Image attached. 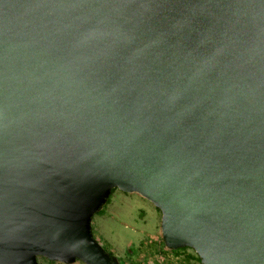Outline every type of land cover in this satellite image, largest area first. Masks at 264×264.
I'll return each instance as SVG.
<instances>
[{"label": "water", "instance_id": "1", "mask_svg": "<svg viewBox=\"0 0 264 264\" xmlns=\"http://www.w3.org/2000/svg\"><path fill=\"white\" fill-rule=\"evenodd\" d=\"M115 189L170 250L264 264V0H0V264H124Z\"/></svg>", "mask_w": 264, "mask_h": 264}, {"label": "rangeland", "instance_id": "2", "mask_svg": "<svg viewBox=\"0 0 264 264\" xmlns=\"http://www.w3.org/2000/svg\"><path fill=\"white\" fill-rule=\"evenodd\" d=\"M96 237L124 264H201L192 248L170 250L161 232V211L138 193L115 189L104 208L95 215ZM40 264H65L40 257ZM73 264H85L77 260Z\"/></svg>", "mask_w": 264, "mask_h": 264}]
</instances>
